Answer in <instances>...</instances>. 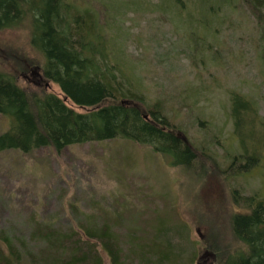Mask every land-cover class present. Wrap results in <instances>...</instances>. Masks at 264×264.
<instances>
[{"label":"rangeland","instance_id":"obj_1","mask_svg":"<svg viewBox=\"0 0 264 264\" xmlns=\"http://www.w3.org/2000/svg\"><path fill=\"white\" fill-rule=\"evenodd\" d=\"M113 5L119 9L120 0ZM250 9L235 1L233 11H219L218 32L207 34L201 23L192 36L174 31L158 11L127 13L119 30L126 33L123 54L145 100L161 104L170 129L191 145L195 161L176 168L151 148L122 139L71 145L60 153L2 152L0 245L2 236L27 237L36 220L67 228L104 211L121 240L125 264H154L149 256L140 263L130 249L151 243L157 226H185L198 249L196 264H214L238 249L230 220L244 209L234 204L232 191L264 201V160L237 171L243 151L230 113L237 94L264 121V41ZM201 17L209 23L212 16ZM41 63L25 25L0 31V71L30 93L62 97L42 76ZM8 124L0 115V134Z\"/></svg>","mask_w":264,"mask_h":264},{"label":"trees","instance_id":"obj_2","mask_svg":"<svg viewBox=\"0 0 264 264\" xmlns=\"http://www.w3.org/2000/svg\"><path fill=\"white\" fill-rule=\"evenodd\" d=\"M114 1L0 0V31L28 28L29 44L42 61V76L62 95L30 93L13 75L0 71V115L9 122L0 134V153L28 154L40 148L60 153L71 145L122 139L151 148L176 168H188L195 161L191 145L170 129L161 104L145 100L140 78L123 54L126 33L119 30L129 12L158 11L174 31L192 36L202 23L207 34L214 35L219 11H233L238 0H210L215 6L207 0H195L193 5L190 0H120L119 9ZM240 1L262 25L264 41V0ZM201 15H211L210 22ZM67 101L83 111L76 112ZM230 106L243 151L237 168L241 173L264 160V121L237 94L231 96ZM232 199L244 209L230 220L240 247L214 264H264V201L237 190ZM2 240L0 264H104L103 256L108 264H125L121 240L104 211L67 228L36 220L27 237L2 236ZM130 251L140 263L149 260L147 256L154 264L199 260L185 226H157L151 243L133 244Z\"/></svg>","mask_w":264,"mask_h":264},{"label":"water","instance_id":"obj_3","mask_svg":"<svg viewBox=\"0 0 264 264\" xmlns=\"http://www.w3.org/2000/svg\"><path fill=\"white\" fill-rule=\"evenodd\" d=\"M66 100V99H65Z\"/></svg>","mask_w":264,"mask_h":264}]
</instances>
